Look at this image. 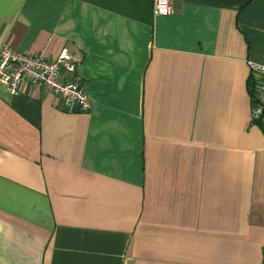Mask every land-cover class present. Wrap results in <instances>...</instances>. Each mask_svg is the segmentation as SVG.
Instances as JSON below:
<instances>
[{
  "label": "crops",
  "instance_id": "crops-1",
  "mask_svg": "<svg viewBox=\"0 0 264 264\" xmlns=\"http://www.w3.org/2000/svg\"><path fill=\"white\" fill-rule=\"evenodd\" d=\"M0 0V45L81 54L91 110L0 79V264H264V0Z\"/></svg>",
  "mask_w": 264,
  "mask_h": 264
},
{
  "label": "built area",
  "instance_id": "built-area-1",
  "mask_svg": "<svg viewBox=\"0 0 264 264\" xmlns=\"http://www.w3.org/2000/svg\"><path fill=\"white\" fill-rule=\"evenodd\" d=\"M156 15L173 12L171 0H153ZM82 57L72 47H64L55 58L43 52L30 53L0 45V79L12 95H18L21 86L42 84L46 90L61 99V107L69 113H84L91 110V101L81 80L75 76ZM251 68L250 86L253 92L252 123L264 129V61H248Z\"/></svg>",
  "mask_w": 264,
  "mask_h": 264
},
{
  "label": "trees",
  "instance_id": "trees-1",
  "mask_svg": "<svg viewBox=\"0 0 264 264\" xmlns=\"http://www.w3.org/2000/svg\"><path fill=\"white\" fill-rule=\"evenodd\" d=\"M250 89H251V87H250ZM251 92H252V90H250ZM252 95H253V92H252Z\"/></svg>",
  "mask_w": 264,
  "mask_h": 264
}]
</instances>
